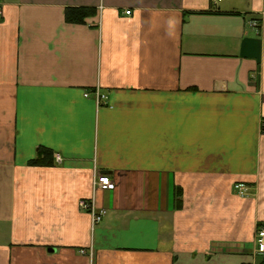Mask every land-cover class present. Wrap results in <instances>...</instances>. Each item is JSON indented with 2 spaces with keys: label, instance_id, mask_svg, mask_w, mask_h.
<instances>
[{
  "label": "crops",
  "instance_id": "obj_1",
  "mask_svg": "<svg viewBox=\"0 0 264 264\" xmlns=\"http://www.w3.org/2000/svg\"><path fill=\"white\" fill-rule=\"evenodd\" d=\"M70 8L95 15L67 24ZM211 8L2 2L0 264L264 260V0ZM39 149L50 165L30 164Z\"/></svg>",
  "mask_w": 264,
  "mask_h": 264
},
{
  "label": "built area",
  "instance_id": "obj_2",
  "mask_svg": "<svg viewBox=\"0 0 264 264\" xmlns=\"http://www.w3.org/2000/svg\"><path fill=\"white\" fill-rule=\"evenodd\" d=\"M3 1L4 0H0V16L2 15V2ZM221 1L222 0H208L210 6H212L211 10L216 11L217 5ZM125 14L130 15V12H126ZM251 25L254 29L259 28V24L256 21H253ZM88 95L89 94H86L85 96L88 97ZM96 100H97L98 105L103 104L102 100H104V97L98 96V94H96ZM262 132L264 133V122L262 123ZM54 160L56 162H60L61 158L59 155H54ZM114 188H115L114 183L111 182L107 176H100L96 184H94V189L96 190L100 189V190L110 191V190H113ZM233 189L236 192V194L240 196L241 198L248 196L247 188L242 184H235L233 186ZM79 205L82 210L87 211L88 213L91 214L92 223L94 225L98 224L101 221L102 216L104 215L103 212L95 213L92 205L87 202H80ZM254 239H255V251H254L255 256H263L264 255V226L257 227Z\"/></svg>",
  "mask_w": 264,
  "mask_h": 264
},
{
  "label": "trees",
  "instance_id": "obj_3",
  "mask_svg": "<svg viewBox=\"0 0 264 264\" xmlns=\"http://www.w3.org/2000/svg\"><path fill=\"white\" fill-rule=\"evenodd\" d=\"M95 15L92 9L70 8L65 12V21L67 24H84L85 20ZM52 163V154L49 150L39 149L37 157L31 161L32 166H48ZM175 207L181 208V192L176 190L175 193ZM264 264V260L260 263Z\"/></svg>",
  "mask_w": 264,
  "mask_h": 264
}]
</instances>
